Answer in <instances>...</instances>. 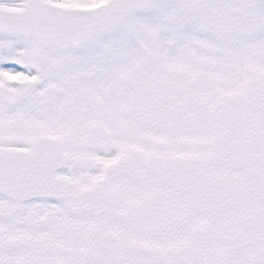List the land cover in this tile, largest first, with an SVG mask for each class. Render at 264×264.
Segmentation results:
<instances>
[{
    "label": "snow or ice",
    "instance_id": "obj_1",
    "mask_svg": "<svg viewBox=\"0 0 264 264\" xmlns=\"http://www.w3.org/2000/svg\"><path fill=\"white\" fill-rule=\"evenodd\" d=\"M0 264H264V0H0Z\"/></svg>",
    "mask_w": 264,
    "mask_h": 264
}]
</instances>
